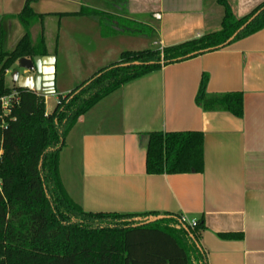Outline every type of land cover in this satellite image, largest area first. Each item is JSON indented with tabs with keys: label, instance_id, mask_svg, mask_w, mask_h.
<instances>
[{
	"label": "crops",
	"instance_id": "obj_1",
	"mask_svg": "<svg viewBox=\"0 0 264 264\" xmlns=\"http://www.w3.org/2000/svg\"><path fill=\"white\" fill-rule=\"evenodd\" d=\"M27 1L30 41L41 37L45 56L55 58L53 95L36 93L46 115L49 98L57 103L123 52L195 40L218 31L224 15L217 0H0V53L23 37L17 17ZM227 1L238 19L264 3ZM203 74L207 94L242 95L241 118L197 106ZM181 132L202 134L203 171L147 174L148 135ZM64 148L62 184L84 212L202 219L207 264H264V28L123 85L79 118Z\"/></svg>",
	"mask_w": 264,
	"mask_h": 264
},
{
	"label": "trees",
	"instance_id": "obj_2",
	"mask_svg": "<svg viewBox=\"0 0 264 264\" xmlns=\"http://www.w3.org/2000/svg\"><path fill=\"white\" fill-rule=\"evenodd\" d=\"M29 2L17 17L23 37L11 52L0 53V99L12 91L18 97L6 115L0 105V264H207L204 251L196 246L205 230L202 219L191 226L181 216L164 214V220L140 225L135 219L159 215L86 213L61 183L59 153L79 118L123 85L224 48L237 31L231 43L262 30L264 3L238 19L227 0H217L224 11L218 31L163 49L123 52L117 62L58 96L52 113L46 115L42 96L5 86L7 71L19 59L46 55L42 38L32 45L28 35L34 18ZM132 63L138 65L125 66ZM206 85L203 74L197 106L242 117L241 94L209 95ZM145 169L149 175L201 173L202 134L150 133Z\"/></svg>",
	"mask_w": 264,
	"mask_h": 264
},
{
	"label": "water",
	"instance_id": "obj_3",
	"mask_svg": "<svg viewBox=\"0 0 264 264\" xmlns=\"http://www.w3.org/2000/svg\"><path fill=\"white\" fill-rule=\"evenodd\" d=\"M252 19H250L244 26H246ZM239 31L235 32L225 43H231ZM138 63H132L125 66H137ZM16 66L23 70L25 73H19L18 70L11 72V80L13 84L22 90L31 91L33 93H40L42 96L53 95L54 93V66L55 58L52 56H36L32 59L22 58L17 61ZM167 217L157 216L148 217L143 220L140 218L135 219V222L142 224H151ZM180 227L187 232L185 225L181 224ZM197 248L199 245L196 244Z\"/></svg>",
	"mask_w": 264,
	"mask_h": 264
},
{
	"label": "rangeland",
	"instance_id": "obj_4",
	"mask_svg": "<svg viewBox=\"0 0 264 264\" xmlns=\"http://www.w3.org/2000/svg\"><path fill=\"white\" fill-rule=\"evenodd\" d=\"M107 23V25L108 26H111V21L110 22H106ZM117 23V25H118V27H119V29H124V30H130L131 28H133L131 25H129L128 23H126V22H121V21H117L116 22ZM113 24V23H112ZM136 30H142V28H138V27H136ZM131 40V41H130ZM130 40H128V41H130V44H132V42H133V40L132 39H130ZM127 41V40H126ZM135 41V40H134ZM146 47H142V48H149L148 47V42L146 43V45H145ZM150 49V48H149ZM16 64L17 63H15L14 65H13V67L9 70V71H14V70H18L19 71V73H22V71L23 70H21V69H19L17 66H16ZM9 71H7V72H9ZM84 82V81H83ZM13 84V82H12V80H11V73H9L8 75H6L5 76V86L6 87H8V88H10L11 87V85ZM81 83H77L76 85H73V88L71 89V90H73L74 88H76L78 85H80ZM15 86V85H14ZM55 106H56V101H55V98L54 97H51V98H49V101L47 102V104H46V108H47V110L48 111H52V109H54L55 108ZM65 146V145H64ZM64 148V147H63ZM65 149V148H64ZM64 149H62V153H64ZM60 153H59V165H60V167H59V177H60V180H61V183H64V180H65V176L66 175H62V174H64V172L61 174V166H64V160H60ZM63 185V184H62Z\"/></svg>",
	"mask_w": 264,
	"mask_h": 264
},
{
	"label": "built area",
	"instance_id": "obj_5",
	"mask_svg": "<svg viewBox=\"0 0 264 264\" xmlns=\"http://www.w3.org/2000/svg\"><path fill=\"white\" fill-rule=\"evenodd\" d=\"M18 102L17 93L12 91L9 95L0 99V105L2 108L3 113L6 115L9 113V108L12 104H16ZM182 221L187 222L189 225H194L195 221L188 222L185 218L182 217Z\"/></svg>",
	"mask_w": 264,
	"mask_h": 264
}]
</instances>
